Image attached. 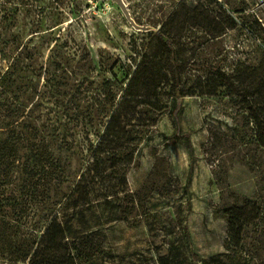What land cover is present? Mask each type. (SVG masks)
Here are the masks:
<instances>
[{
    "label": "rangeland",
    "instance_id": "1",
    "mask_svg": "<svg viewBox=\"0 0 264 264\" xmlns=\"http://www.w3.org/2000/svg\"><path fill=\"white\" fill-rule=\"evenodd\" d=\"M180 1L123 0L137 30L111 0H0V143L15 125L21 155L46 144L68 175L62 190L68 193L120 104V145L137 132L142 141L119 202L86 212L104 247L98 264H264V148L258 143L264 128L249 122L239 96H264V57L255 43H235L232 32L200 40L206 30L194 12L184 39L168 25L162 37L173 38L190 63L226 53L222 68L241 94L192 69L182 75L189 96L177 123L152 113L153 100H124L137 64ZM204 2L211 3L186 0L193 7ZM252 102L264 118V98ZM173 126L186 137L173 141ZM0 171H10L6 162ZM14 239L22 240L14 234L0 240V264L26 263L24 254L7 255Z\"/></svg>",
    "mask_w": 264,
    "mask_h": 264
},
{
    "label": "trees",
    "instance_id": "2",
    "mask_svg": "<svg viewBox=\"0 0 264 264\" xmlns=\"http://www.w3.org/2000/svg\"><path fill=\"white\" fill-rule=\"evenodd\" d=\"M210 1V4L204 2L196 7L188 5L186 0L180 1L137 64L125 88L124 100H153L148 101L154 105L152 113L165 114L171 123H177L182 113L181 101L189 96L182 89V75L192 69L205 72L214 81L241 94L222 68L228 58L226 53L218 51L214 61L190 63L180 57L181 50L175 48L174 39H164L160 32L168 25L170 31L177 33L175 36L184 39L193 28L192 14L195 12L201 16L204 24L201 26L206 30L203 39L198 37V40H220L232 32L235 43L250 40L264 57V0ZM181 12H184L183 21L178 22ZM160 56L164 57L162 65L157 61ZM161 67L166 68L163 75H159ZM239 96L249 113V122L264 128V118L257 115L252 104L255 98L264 96L253 92ZM155 103H160L159 107ZM120 120L119 104L96 144L88 148V160L68 193L62 191L68 175L46 144L40 145V152L29 146L26 154L21 155L19 143L23 139L15 125L7 127L8 137L0 143V163L6 162L10 170L0 171V240L11 234L22 239L19 244L14 239L5 247L7 255L24 254L25 264H98L104 258L100 231L92 228L86 212L119 202V194L125 192L127 171L136 165L137 147L142 141V133L137 132L138 136H131L132 142L120 145L123 140ZM170 137L175 141L186 135L176 126ZM61 143L66 151H72L65 136L61 137ZM258 143L264 148V135L259 136ZM13 175L18 176L17 179ZM35 208L38 209L36 213ZM224 217L229 223L233 218L225 213ZM12 262L8 259L7 264Z\"/></svg>",
    "mask_w": 264,
    "mask_h": 264
},
{
    "label": "water",
    "instance_id": "3",
    "mask_svg": "<svg viewBox=\"0 0 264 264\" xmlns=\"http://www.w3.org/2000/svg\"><path fill=\"white\" fill-rule=\"evenodd\" d=\"M112 2L116 3V5L119 7V9L121 10L122 14L124 15L125 19L135 28V29H139L140 27L135 25L133 23V21L130 18V15L128 13V10L125 6V4L123 3V0H111Z\"/></svg>",
    "mask_w": 264,
    "mask_h": 264
}]
</instances>
